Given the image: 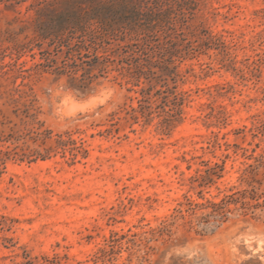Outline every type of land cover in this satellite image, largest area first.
<instances>
[{
  "label": "rangeland",
  "instance_id": "rangeland-1",
  "mask_svg": "<svg viewBox=\"0 0 264 264\" xmlns=\"http://www.w3.org/2000/svg\"><path fill=\"white\" fill-rule=\"evenodd\" d=\"M43 1L0 0V264H264V207L255 218L230 213L214 231L197 225L208 211L198 210L193 228L178 220L148 255L139 238L128 243L188 199L219 202L248 188L249 156L264 153V0H196L194 35L171 73L159 78L156 67L152 83L135 86L113 72L86 92L34 68ZM114 113L127 119L112 126ZM30 129L52 134L20 136ZM67 132L83 143L76 157L56 145ZM205 163L224 169L200 186L192 179ZM259 177L264 193V166ZM125 235L111 260H97Z\"/></svg>",
  "mask_w": 264,
  "mask_h": 264
},
{
  "label": "trees",
  "instance_id": "trees-1",
  "mask_svg": "<svg viewBox=\"0 0 264 264\" xmlns=\"http://www.w3.org/2000/svg\"><path fill=\"white\" fill-rule=\"evenodd\" d=\"M42 3L45 10L35 18L34 37L30 42L35 46L30 49L38 47L43 61L34 68L51 71L58 79L69 77L82 92L89 90L99 77L113 72H117L115 79L121 76L135 86H140L142 78L152 83L158 74L154 69L159 67L163 72L159 78L171 73V65L184 57L181 46L189 35H194L189 23L196 9V0H44ZM175 4L182 6L179 12L174 9ZM184 6L187 11L183 10ZM162 37L164 41H161ZM152 88L140 91L143 95L138 99L141 109H144L146 92H151ZM125 111L127 115L138 119L137 108H126ZM111 116L112 126L127 119V116L118 113ZM174 116L163 121L165 128L170 127ZM106 132L112 133V129ZM51 134L48 130L30 129L20 136L46 139ZM66 137L59 134L56 145L64 153L69 151L76 157L83 149V143L78 146L68 132ZM4 153L9 154L10 151ZM249 157L254 162L249 163L243 173V181L248 184V188L232 190L219 202L208 200L207 203H195L188 199L185 208L182 203L176 209L171 221L165 220L160 226L141 234L133 233L128 243L137 244L136 239L139 238V245L145 246V254L148 255L155 249L151 245L152 241L160 238L166 241L165 236L171 235V227L180 219L193 228V217L198 210L203 209L208 211L197 216V225L206 231L216 230L220 226L217 224L235 211L255 218L256 210L264 207V193H259L255 185L262 182L259 175L260 168L264 166V153ZM204 165L207 167L204 173L192 179L194 182L199 181L200 186L213 182L214 175H218V168L224 169L220 165ZM124 238L127 235L113 237L108 248L100 249L97 260H111L118 251L117 247L122 248L120 242ZM127 248L130 249V246Z\"/></svg>",
  "mask_w": 264,
  "mask_h": 264
}]
</instances>
